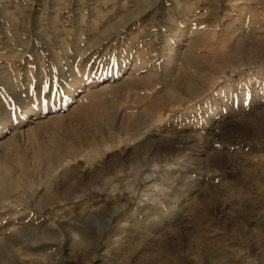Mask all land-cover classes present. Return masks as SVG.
<instances>
[{"label":"rangeland","instance_id":"374dc122","mask_svg":"<svg viewBox=\"0 0 264 264\" xmlns=\"http://www.w3.org/2000/svg\"><path fill=\"white\" fill-rule=\"evenodd\" d=\"M263 143L264 0H0V264H264Z\"/></svg>","mask_w":264,"mask_h":264},{"label":"bare ground","instance_id":"6f19581e","mask_svg":"<svg viewBox=\"0 0 264 264\" xmlns=\"http://www.w3.org/2000/svg\"><path fill=\"white\" fill-rule=\"evenodd\" d=\"M257 3H258V2H257ZM260 4L263 5V2L261 1ZM238 35H239V34H238ZM239 36H240V35H239ZM250 36H251V35H250ZM245 38L247 39L248 37H247L246 35H244V37L241 38L242 40H240L241 42L239 41V42L241 43V45L244 43V39H245ZM231 39H232V38H231ZM234 41H235V40H234ZM258 41H259V40H258ZM232 42H233V41H232ZM231 44H232V43H231ZM230 46H231V47H230L231 52H235L236 50H238V52H239L238 55H239V56H244V55H242V54H243L242 52L244 51V50H243L244 47L239 51V49H238L239 47L237 48L236 46H232V45H230ZM243 46H244V44H243ZM228 48H229V47H228ZM235 48H237V49L235 50ZM236 52H237V51H236ZM236 52H235V54H236ZM224 53H226V52H224ZM194 54H195V53H194ZM230 55H232V54H230ZM226 57H227V56H226ZM226 57H225V58H226ZM237 57H238V56H237ZM231 58H232V57H231ZM245 58H246V57H245ZM227 59H229V58H227ZM243 59H244L243 57L240 58V60H243ZM224 60H226V59H224ZM227 61H228V60H227ZM227 61H226V62H227ZM233 62H234V61H233ZM263 144H264V143H263ZM3 183H4V185H5L6 180H4ZM6 186H7V185H6ZM3 187H4V186H3ZM4 188H5V187H4Z\"/></svg>","mask_w":264,"mask_h":264}]
</instances>
